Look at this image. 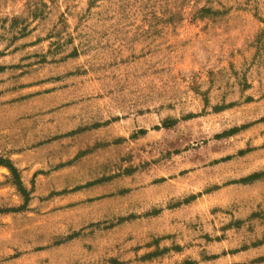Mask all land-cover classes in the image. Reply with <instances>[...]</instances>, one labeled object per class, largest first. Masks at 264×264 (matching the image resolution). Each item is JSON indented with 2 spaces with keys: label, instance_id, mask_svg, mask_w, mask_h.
I'll list each match as a JSON object with an SVG mask.
<instances>
[{
  "label": "rangeland",
  "instance_id": "1",
  "mask_svg": "<svg viewBox=\"0 0 264 264\" xmlns=\"http://www.w3.org/2000/svg\"><path fill=\"white\" fill-rule=\"evenodd\" d=\"M0 161V264H264V0H0Z\"/></svg>",
  "mask_w": 264,
  "mask_h": 264
},
{
  "label": "trees",
  "instance_id": "2",
  "mask_svg": "<svg viewBox=\"0 0 264 264\" xmlns=\"http://www.w3.org/2000/svg\"><path fill=\"white\" fill-rule=\"evenodd\" d=\"M0 165H4V163L2 161H0ZM6 166L11 170V172L15 171L14 170L15 168H14V166L12 164H6Z\"/></svg>",
  "mask_w": 264,
  "mask_h": 264
}]
</instances>
